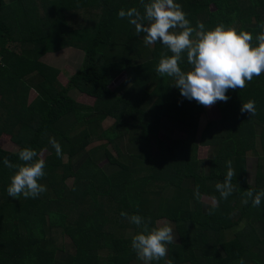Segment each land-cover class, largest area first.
<instances>
[{
	"label": "trees",
	"instance_id": "16d2710c",
	"mask_svg": "<svg viewBox=\"0 0 264 264\" xmlns=\"http://www.w3.org/2000/svg\"><path fill=\"white\" fill-rule=\"evenodd\" d=\"M174 2L193 28L223 23L257 36L264 21V0ZM133 7L143 14L140 0H0V137L17 147L15 153L0 148V264H144L129 235L142 226L121 212L143 217L149 228L170 222L176 240L165 259L173 264H264V199L260 207L250 199L242 203L246 190H264V73L228 90L227 102L215 103L220 121L199 131L204 106L182 97L174 77L156 71L161 53H171L159 42L146 45L144 33L118 17ZM67 66L75 73L61 85ZM179 66L190 70L186 54ZM121 75L125 80L111 89ZM81 96L92 105L78 103ZM249 100L255 115L240 111ZM107 120L111 126L102 128ZM174 127L191 131L190 137L157 138ZM50 137L60 144V157ZM138 140L156 151L123 160L116 148L139 146ZM95 142L105 143L103 169L88 151ZM197 146L208 147L213 158L193 160ZM24 148L36 151V159L46 154L38 183L47 191L11 198L7 187L16 169L3 161L22 164ZM248 152L255 156L251 174ZM227 161L236 175L223 199L216 184L224 182ZM173 186L168 199L157 201L155 217L142 209Z\"/></svg>",
	"mask_w": 264,
	"mask_h": 264
},
{
	"label": "clouds",
	"instance_id": "9594fccd",
	"mask_svg": "<svg viewBox=\"0 0 264 264\" xmlns=\"http://www.w3.org/2000/svg\"><path fill=\"white\" fill-rule=\"evenodd\" d=\"M140 2L143 14L133 7L119 10L118 17L127 18L138 35L144 33L146 45L159 42L171 53H161L156 71L161 76L174 77V87L179 89L182 97L210 108L218 101L227 102L229 97L225 93L228 90L243 89L246 81L264 73V21L259 24L261 31L255 37L257 45L253 46L251 33L242 30L238 33L235 28L226 27L223 23L212 30H205L202 23L193 28L181 5L174 0ZM185 54L190 66L188 71H182L179 66ZM240 111L255 115V101L243 103ZM49 144L60 157L62 149L56 139L50 137ZM18 156L22 164H12L7 159L3 161L6 167L16 169L7 187L8 196L36 198L47 191L45 185L38 183L45 175V161L43 158L36 159L38 153L31 148L19 150ZM231 164V161L226 162L228 171L224 182L216 184V190L223 199H227L233 191L231 180L236 173ZM244 196L243 204H248L250 199L252 206L260 207L264 190L248 189ZM120 215L128 218L132 224L142 226L137 234L129 233L131 248L137 259L144 264L161 259L165 260V264H173L172 259H165L168 255L167 245L176 240L170 222L149 228L148 222L139 215L129 217L126 212ZM239 264H244V261L240 260Z\"/></svg>",
	"mask_w": 264,
	"mask_h": 264
},
{
	"label": "rangeland",
	"instance_id": "374dc122",
	"mask_svg": "<svg viewBox=\"0 0 264 264\" xmlns=\"http://www.w3.org/2000/svg\"><path fill=\"white\" fill-rule=\"evenodd\" d=\"M249 32V31H247ZM250 33V32H249ZM256 36H253V46H256L257 45V41L255 39ZM66 70L65 74H61L60 75V78L58 77V82L61 84V85H65L67 80L69 79L70 76H72L75 72L73 71V69H71L70 67H65ZM125 80V77L124 75H121L120 77H118L114 83L112 84L111 86V89L113 88H116L117 86H119L120 84H122V82ZM31 99L34 98V95H32V97H30ZM79 103L82 104V105H87V106H90L92 105L93 103V99H90V98H87L85 96H81L79 99H78ZM204 108V115L202 116V120L200 121V125L198 126V129L199 131L202 130L205 126L206 123H209V122H219L220 121V116H219V111H217V108L215 106V104L210 107V108H206V107H203ZM220 124V123H219ZM166 139L167 138L165 137L164 133H161L160 135H158V139L159 140H163V139ZM173 139H185L186 136L183 132L179 131V130H176L174 133H173V136L171 137ZM197 140V138H196ZM98 145H101V143H99ZM0 148L6 152H10V153H15L17 151V147L11 142L10 138L8 136H1L0 137ZM108 149L110 150V152H112L113 148L112 147H108ZM191 154H190V157H192L193 160H197L199 162H207L209 161V157H210V151L205 148V147H201V146H197V147H194V148H191ZM45 153H41L39 155V158H43L45 157ZM246 158H247V164L250 163V161H253L255 160V156L248 152L245 154ZM208 159V160H207ZM104 163H102V166H103ZM107 164H104V166H106ZM67 184L69 187H74V185L72 184V180L70 181H67ZM78 188L74 189L77 191ZM158 189V188H157ZM159 190V189H158ZM75 191V195H78V193ZM79 191V190H78ZM80 194L81 196H84L85 194V191H86V188L85 186L83 187L82 190H80ZM159 192V191H157ZM210 201H208V199L206 198H202V203H209ZM148 214L152 215L153 217L156 216V212H157V203L155 202H149V206H148V211H146ZM167 221L165 220H161V221H157L156 223V226L159 227V226H162L164 223H166ZM69 242L66 238H64V241H63V247L64 249L68 250L69 249Z\"/></svg>",
	"mask_w": 264,
	"mask_h": 264
},
{
	"label": "crops",
	"instance_id": "0c3cea01",
	"mask_svg": "<svg viewBox=\"0 0 264 264\" xmlns=\"http://www.w3.org/2000/svg\"><path fill=\"white\" fill-rule=\"evenodd\" d=\"M68 67H69V66H68ZM87 98H88V97H87ZM78 103H79V101H78ZM111 124H112V122L109 121V120L104 121V122L102 123V128L109 127V126H111ZM100 126H101V125H100ZM176 130H179V131L183 132V133L185 134L186 138H187V137H190L191 131L186 132L187 130L178 129V128H176V127H174L173 129H170V130L161 131L160 133H158V135H160L161 133H164L165 137H166V138L168 137V141L176 140V139L171 138V137L173 136V133H174ZM192 133H193V132H192ZM158 135H157V138H158ZM186 138H185V139H186ZM133 140H134V138H133ZM180 140H182V139H180ZM183 140H184V139H183ZM160 141L165 142L166 139L164 138L163 140H160ZM99 143H101V145H98ZM138 143L140 144L139 146L133 144V145L131 146V148L122 147V148L120 149V147H119V148H116V150L120 152V154H121V158H122L123 160H126L125 158L128 157V156H130V155H131V156H137L138 158H141V156H145L146 153H154V152L156 151V150H153V149H152V148H155V147H152L151 145H149V146L142 145V141H141V140H138ZM104 144H105L104 142H95V143H93V145H91V146L88 148V151H89V150H93L94 153L96 154V159H98V161H99V163H98L97 166H98V168H100V169H103L104 164H107V162H105V161H107V160L103 159V158H104V156H103V150L100 149V147H102ZM205 148H207V149L209 150L208 147H205ZM108 151L110 152L109 149H108ZM110 154H111V156H112L113 158H117V159L120 158V157L118 158V154L116 153V151H115L114 149L112 150V152H110ZM209 155H210V157H209L208 159L213 158V156H214V152H213V151L210 152ZM136 159H137V158H136ZM208 159H207V160H208ZM140 161H141V160H140ZM140 161L138 160V162H140ZM102 163H104L103 166H102ZM252 167H253V165H251V164L249 163V172H250V174H251V172L255 169V166H254V169L251 171ZM129 180H130V182L132 181V179H128V181H129ZM250 182H251V181H250ZM132 183H137V178L134 179ZM175 190H176V187H174V186L171 187V188L168 187V188L166 189V192H164V194L161 193L160 196L152 197L150 202H155V203H157V201H159L160 199H168V198L173 194V192H174ZM157 197H160V198L157 199ZM146 201H147V200H146ZM148 206H149V204L147 203V204H145V205H142L141 207H142L143 210L148 211Z\"/></svg>",
	"mask_w": 264,
	"mask_h": 264
}]
</instances>
